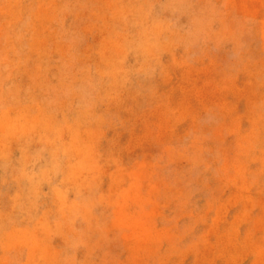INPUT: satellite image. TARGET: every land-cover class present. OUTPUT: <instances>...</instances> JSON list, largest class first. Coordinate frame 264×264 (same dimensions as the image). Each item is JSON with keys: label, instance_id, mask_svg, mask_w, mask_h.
<instances>
[{"label": "clouds", "instance_id": "9594fccd", "mask_svg": "<svg viewBox=\"0 0 264 264\" xmlns=\"http://www.w3.org/2000/svg\"><path fill=\"white\" fill-rule=\"evenodd\" d=\"M189 257L264 264V0H0V264Z\"/></svg>", "mask_w": 264, "mask_h": 264}, {"label": "rangeland", "instance_id": "374dc122", "mask_svg": "<svg viewBox=\"0 0 264 264\" xmlns=\"http://www.w3.org/2000/svg\"><path fill=\"white\" fill-rule=\"evenodd\" d=\"M126 139H127V136L124 135V136L122 137V140H126ZM145 150H149L148 146H145ZM190 260H191V257L188 258V261H186V264H189Z\"/></svg>", "mask_w": 264, "mask_h": 264}]
</instances>
